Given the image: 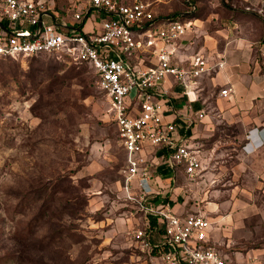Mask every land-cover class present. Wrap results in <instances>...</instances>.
<instances>
[{
	"label": "rangeland",
	"instance_id": "rangeland-1",
	"mask_svg": "<svg viewBox=\"0 0 264 264\" xmlns=\"http://www.w3.org/2000/svg\"><path fill=\"white\" fill-rule=\"evenodd\" d=\"M52 1L68 20V10L83 0ZM147 1L160 13L186 8L185 0ZM186 1L192 4V11L198 8L201 19L193 24L196 39L189 47L190 55L212 63L226 54L245 65L243 80L251 78L255 84L250 97L239 99L234 92L218 97L227 87L220 78H225L230 65L212 66L195 81L198 94L205 99L198 102L205 115L189 125L188 134L199 150L202 169L188 176L175 165L176 180L161 197L166 196L164 203L169 202L177 213L199 210L216 219L230 215L235 195L249 203L264 201L261 184L247 180L243 167L236 171L231 157L235 136L252 127V121L264 120V51L260 43L264 27L257 13L262 0H253V5L245 0ZM95 13L91 11L83 20V32L101 29L100 16ZM240 81L241 76L229 84ZM182 99L178 96L174 104L184 105ZM108 100L93 71L83 64L49 55L0 59V264H151L150 256H144L147 252L140 251L127 235L142 214L134 211L131 202L121 200L120 171L126 152L109 119ZM244 112L252 117L240 120ZM167 118L182 121L172 111ZM149 151L155 167L158 150L150 146ZM166 168L164 173L163 168L154 173L147 183L150 189L167 190L168 177L164 176L174 174ZM155 176L166 181L157 183ZM130 210L134 213L127 212ZM228 220L213 221L208 240H217L214 231L221 228L230 232ZM251 230L252 237L261 234ZM228 239L218 241L226 244ZM235 244L229 243L231 251L242 247ZM153 261L159 262V257ZM241 261L236 258L237 263Z\"/></svg>",
	"mask_w": 264,
	"mask_h": 264
},
{
	"label": "built area",
	"instance_id": "built-area-1",
	"mask_svg": "<svg viewBox=\"0 0 264 264\" xmlns=\"http://www.w3.org/2000/svg\"><path fill=\"white\" fill-rule=\"evenodd\" d=\"M91 11L100 16L101 29L83 32L81 25ZM258 14L264 23V0ZM69 16L76 23L59 18L52 0H0V59L65 52L73 62L85 61L94 68L98 87L109 99V119L126 152L123 198L144 215L142 224L132 223L127 235L149 254L151 264H240L221 250L203 246L211 228L204 212L177 213L159 198L161 190L147 185L157 165L172 170L181 165L188 176L202 169L188 127L205 115L193 108L200 99L194 84L210 67L182 54L195 40L193 21L155 25L154 9L147 0H83L72 5ZM185 61L189 66L183 65ZM223 65L224 58L218 66ZM230 91L223 88L219 95ZM178 96L184 105L174 104ZM171 111L182 121L168 119ZM150 146L158 150L155 167L149 159ZM157 256L160 261L154 262Z\"/></svg>",
	"mask_w": 264,
	"mask_h": 264
},
{
	"label": "crops",
	"instance_id": "crops-1",
	"mask_svg": "<svg viewBox=\"0 0 264 264\" xmlns=\"http://www.w3.org/2000/svg\"><path fill=\"white\" fill-rule=\"evenodd\" d=\"M245 1L249 2V4L253 5V0H245ZM262 2H263V0H262ZM261 7H262V5H261ZM258 10H257V12H258ZM192 21H193L194 25H196L197 22H201L200 19H193ZM195 33H196V31H195ZM263 36H264V31L262 33V38L260 41L262 51H264V43L262 41ZM195 39H196V34H195ZM201 40L203 41V39H201ZM190 46H192V44L189 45L187 48L182 49V54L187 58H191V59L198 58V57L190 55V52H191ZM204 51H205V49H204ZM201 53H203V52L201 51ZM225 55L220 56L219 60H216V62L212 61V63H211L210 59L207 60V59H204L202 57L199 59L204 60L207 63V65L210 67V69H212L211 68L212 66H214L213 68L218 67L221 59L224 58V60L226 61L224 66L230 65V67H232L231 70L226 74L227 77L225 76V78L223 80L220 78V82H225L224 84H226V86H227L225 88L231 87L230 88L231 91L227 97L232 95L233 92L235 94H237L236 96L239 97V99H241L242 97L243 98L250 97L252 93H255V84L251 78H249V79L246 78L243 80V77L245 78V75H243V73L241 71L243 69H245V67H244L245 65L239 64L237 62V60L233 61L229 57H227V55L226 56ZM209 62H210V64H209ZM223 69L225 70V68H223ZM213 70H215V69H213ZM220 72L218 71V73H217V75H215V77L218 78V76H220L219 75ZM240 76H241V81L239 83H236L233 85L229 84V82L233 78H238ZM199 95L201 96V94H199ZM218 97H219V94H218ZM220 97H222V96H220ZM222 98H226V97H222ZM203 101L205 102V99H202V102ZM200 109L205 114V110L203 108H200ZM200 109H198V110H200ZM248 114L249 113L244 112V116H239L240 120H242V119L245 120V119L252 117V116H249ZM229 115L231 116V114H229ZM201 121H202V119H201ZM245 124H247V123H245ZM250 124H253V126L250 128L246 127L244 129H242L241 133L240 134L238 133L235 136L233 146L231 148V149H234V152H233V155L231 157H233V159H234L236 171H238L237 169L239 167H243V172H244L247 180L250 181V179H251L253 182L256 181V182L261 184L260 187L263 189L262 194L264 197V120L255 121V122L252 121ZM234 144H238V146H236V145L234 146ZM157 169H158V167H157ZM166 176H168V178H170V177L173 178V175L170 176V174H167ZM162 177L160 178L161 180L157 179V181H161L162 183H164L165 178L162 179ZM165 189H167V186L165 187ZM248 194H250V193L248 192ZM246 197H247V194H246ZM232 198H233L234 207L230 211L231 213H230V215H228V217L224 216V215H219V216H216V219L215 218H212L213 220L210 219L211 225H212L213 221L217 222V221L229 219L228 221H230V224H231V226H229L230 232H225V230H223L221 228L219 230H216L217 232L214 231L215 236H217V237H215L217 240H214V238L213 239L211 238L210 240L212 242L219 244L223 248L221 251L223 253L227 254L228 257L230 256L232 258V260H234V261H236V258H241V260H242L241 264H264V201H263V203L258 204V203L251 202V201H250L251 203H249L248 202L249 200L245 201L244 200L245 198L238 197L237 195H235V197H232ZM251 227L256 231H260L261 234L259 233V235L252 237ZM211 229H212V226L210 228V232H209L208 236H212L211 235V231H212ZM245 232H247V233H245ZM222 235H224V236H222ZM238 236H240V238L244 239V241L238 239ZM223 237L229 238L228 239L229 242L227 241L226 244H221L224 242L218 241V239L220 238V240H221V239H223ZM237 240H240V241L238 242ZM231 241L237 242V244H235V245H238V246L241 245L243 248L241 247L239 249L231 251L229 249L231 247V245H229V243Z\"/></svg>",
	"mask_w": 264,
	"mask_h": 264
},
{
	"label": "trees",
	"instance_id": "trees-1",
	"mask_svg": "<svg viewBox=\"0 0 264 264\" xmlns=\"http://www.w3.org/2000/svg\"><path fill=\"white\" fill-rule=\"evenodd\" d=\"M119 2L121 1V0H118ZM184 6L186 7V8H183L182 10H180V11H178V12H174V13H160V12H158V11H155L154 10V14H155V20H154V22H153V24H155V25H157L159 22H161V21H165L166 20V22H169V21H173V20H179V21H184V20H193V19H200V17H198V8L196 7L195 8V10L194 11H192V4L190 3V2H187L186 0L184 1ZM55 12H56V14L59 16V18H63L61 15H64L63 13L64 12H62L59 8H55ZM68 13H71V8H70V10H68ZM258 13V12H257ZM90 13H88L87 14V16L89 15ZM70 15V14H69ZM259 15V17H260V20H261V22H262V25H263V27H264V23H263V20H262V18H261V16H260V14H258ZM85 20V19H84ZM201 20V19H200ZM41 55H49V56H53V57H56L58 60H61V61H64V62H73L72 61V59H71V57L67 54V53H65V52H61V53H55V52H47V53H39V54H35V55H31V56H26V57H38V56H41ZM8 59H18V58H22V57H18V58H12V57H7ZM75 63H78V64H83V65H85V66H88L92 71H93V76H94V79H95V82H96V84L98 85V76H97V74H96V72H95V70H94V68H92L91 66H89L88 64H87V62H85V61H81V62H75ZM183 65L184 66H189V63L187 62V61H185L184 63H183ZM104 93V92H103ZM106 96V95H105ZM106 99H107V97H106ZM198 102H200V100H198V101H196L194 104H195V110H198V109H200V106H199V104H198ZM122 150H123V148H122ZM124 162H125V160H124ZM123 166H124V163H123ZM122 166V167H123ZM157 167L160 169V168H163V173L165 172L164 171V168H166L164 165H157ZM178 168L180 169V170H182L183 171V175H187L185 172H184V169H183V167L181 166V165H179L178 166ZM167 169V168H166ZM120 174H121V178H120V182H119V184L120 185H122V180H123V173H122V170L120 171ZM172 174H174V176H173V178L172 177H170V178H168V182H169V184H167V182H165L168 186H167V190L165 191V192H163V191H159V193H158V196H159V198H161L162 197V195H164L165 193L167 194L168 193V191H169V187H170V185L172 184V183H174L175 182V180H176V168H175V166L173 167V170H172ZM165 178L166 177H168V176H164ZM166 181V180H165ZM163 193V194H162ZM165 194V195H166ZM164 202H166L165 201V199H166V196H164L163 198H161ZM121 200H123L124 202H130L129 200H127V199H125V198H121ZM132 204H133V202H131ZM130 204V203H129ZM127 205V204H126ZM127 212H129V211H127ZM138 213H141V212H139V211H137ZM136 212V213H137ZM142 214V213H141ZM141 219V221L139 222V223H141L142 224V221L144 220V215L142 214V217L140 218ZM203 246L204 247H206V248H213V249H218V250H222L223 248L219 245V244H217V243H215V242H212L211 240H208L205 244H203ZM228 252V251H227ZM226 252V253H227ZM153 253H156V251H154ZM151 255V254H150ZM144 256H147V257H149V254H144ZM229 258L230 259H232L230 256H229Z\"/></svg>",
	"mask_w": 264,
	"mask_h": 264
},
{
	"label": "water",
	"instance_id": "water-1",
	"mask_svg": "<svg viewBox=\"0 0 264 264\" xmlns=\"http://www.w3.org/2000/svg\"><path fill=\"white\" fill-rule=\"evenodd\" d=\"M2 27H4V26H2Z\"/></svg>",
	"mask_w": 264,
	"mask_h": 264
}]
</instances>
